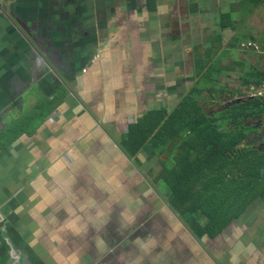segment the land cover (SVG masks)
Wrapping results in <instances>:
<instances>
[{
	"label": "crops",
	"instance_id": "obj_1",
	"mask_svg": "<svg viewBox=\"0 0 264 264\" xmlns=\"http://www.w3.org/2000/svg\"><path fill=\"white\" fill-rule=\"evenodd\" d=\"M151 1L15 0L0 6V133L19 113L18 118L44 120L26 125L19 141H0V264H264V185L247 171L236 182L228 169L222 181L217 171L209 173L219 188L202 185L195 175L181 185L180 193L216 192L205 212L190 202L197 210L191 217L172 195L177 181L171 185L164 171L168 152L177 142L179 160L191 137L184 124L169 117L185 103L192 83L213 71V63L193 69V51L220 29L213 19L211 33L186 40L189 34H178L194 23L188 10L179 0L176 9L143 6ZM198 3V14L207 12L204 2ZM259 45L254 48L263 54L247 61L255 68L238 75L227 66L226 90L230 75H246L247 81L236 82L248 92L256 88L254 81L264 82ZM210 47L217 55L219 46ZM187 64L196 74L185 76L188 90L176 86L170 71L184 72ZM201 87L204 112L218 116L223 110L213 103L215 89ZM31 91L41 102L35 97L28 110L24 104L7 115ZM220 97L229 98L223 91ZM156 111L163 118L140 139L145 118ZM244 117L251 125L253 119ZM172 124L180 126L177 139L163 136ZM220 126L225 133L233 129L231 123ZM160 127L164 130L154 139ZM159 139L160 150L154 141ZM247 145L243 141L240 147L259 149L264 158V142Z\"/></svg>",
	"mask_w": 264,
	"mask_h": 264
},
{
	"label": "rangeland",
	"instance_id": "obj_2",
	"mask_svg": "<svg viewBox=\"0 0 264 264\" xmlns=\"http://www.w3.org/2000/svg\"><path fill=\"white\" fill-rule=\"evenodd\" d=\"M136 1L137 2L135 3V5L137 4L139 5L142 0H136ZM163 1H165L166 3L165 2L160 3L158 2V0H155V1L148 2L144 4L143 6L148 7V8H153V6L155 5V8H157L161 6L164 7V5H167L168 8L167 9L165 8V10L173 9V8L176 9L178 0H163ZM190 1H193V3L190 4L189 3ZM198 1L201 2V0H179V6L188 10L187 15H191L190 19H192L194 23L192 22H190L189 24L187 23L186 24L187 28L184 31H182V29L183 27H185V25L182 26L181 31H179L178 35L182 36L183 34H189L186 36V40H188L189 37H193V41L195 42L197 36H202L204 34L211 33L213 31V29L210 30L209 25L210 24L212 25L213 19H215L214 23L217 24V26L220 28V31H218L219 36L217 37H215L214 35L208 36V38H205L204 40V45L195 46L194 47L195 49L193 51L192 63H193V69H195V67L197 68L200 63H201V66L210 65L212 63H213V66L216 65V70L214 69L215 72L212 71L213 81L208 82V80L205 79V81L203 80L201 81V84L207 87L211 86L215 89L217 93L215 94L216 102H217L218 96L222 93V91L226 89H224V85L222 84L223 76H221V78L220 77L217 78L216 76H220L223 73H225L226 75L227 72L229 71L227 69V66H229L230 68L232 67L234 68L233 73H237L238 75L243 74L245 73L242 71L243 69L247 67L252 68V65L254 68L256 67V63L247 62L250 59V57L254 56L255 54V56L259 59L260 54H263L261 53V49L259 50V47L258 49L254 47L260 46L259 44H261L262 47L264 46V0H247V1H243V0H202L204 2V5L202 6L201 9L203 11L207 10V12H203V14H198V11L200 10V8L198 7V4H199ZM246 4H247V8H246ZM219 9H220V12H219ZM248 15H251V16L249 17ZM225 36H229L227 38V41H228L227 46H229L230 48L234 47L231 50L232 53L230 55H229L230 48L225 47V41H224ZM210 44H215L219 46V49L217 50V55L215 51L213 50V48L210 47ZM189 49L191 48H188V50ZM256 50H259L258 51L259 56ZM254 60L255 59H253V61ZM189 65L190 64H187V69L184 72L180 71L178 67L177 68L174 67L172 70H170L171 73H174L173 76L171 77H175L176 86L178 87L186 86L187 90L189 89L188 87L190 84L189 78L191 77L190 75L192 73L191 71H189L190 69ZM260 66L261 68H264V63H262L261 61H260ZM167 71L168 70H166V72ZM163 74L165 75V70L162 71V75ZM187 74H189L190 77H188V79L186 80L185 76ZM195 76L196 74L194 73L193 77ZM244 76L243 78L242 77L240 78L239 76L234 75L236 80L242 79L244 81H247L248 79L244 78ZM209 84L211 85L209 86ZM172 88L173 86H171V89ZM174 89H176V87ZM38 96L39 95L36 94L35 91L29 92L25 98L24 109L28 110V107L30 105L28 101L32 100L35 97H37L36 98L37 102H41ZM174 98L177 99V97H174ZM200 98L203 100L206 99L205 92H203V94L201 95L197 93L193 97L188 96L186 100V105H185V110L187 111L181 110L179 117L176 119L178 124H181V125L184 124L185 135L187 138H188V135H187L188 126L186 125H188L189 123H192V121L197 117L199 113V109H200L198 106V103H199L198 100ZM192 102H194L195 106H198V107H195L194 109L191 110L189 108ZM171 104H172V101H171ZM195 110H197V112H195ZM14 114L15 112H13L11 115H14ZM20 116L21 114L19 113V115L16 116V118L13 117L9 123V126L3 131L4 133L2 132L3 134L1 135L0 141L3 144L5 143L7 139H12V138L16 140L18 139L19 141V139L24 137L25 135L24 129L26 125H28L29 123L33 124L34 122H37V124L39 125L41 121L43 120L42 115L41 116L39 115L38 119L35 118L34 121H33V117L25 119V115H23L21 118H18ZM250 131L251 129L248 130V133ZM180 134L182 135V131L180 132ZM182 142L183 140L181 138V140L178 143L182 144ZM193 142L195 143L196 140L194 141L192 137L188 144L193 145ZM11 151L16 153L18 149L17 150L11 149ZM155 153L157 154V152ZM168 153H169L168 155L169 165H167L168 168L164 171L167 172L169 180H170V184L173 185L177 181L178 175H180L184 162L182 158L178 160L179 145L177 144V142H176V145L174 144L172 145L171 150ZM186 155H188V150L186 151ZM155 159H156V156H155ZM17 162L20 163L21 161L17 160ZM171 164L172 166L175 165V168H170ZM179 165H180V168H178ZM14 167L16 170H19L17 164L14 165ZM200 179H201L202 185L210 182L209 185L212 187L210 176L200 177ZM188 182L189 180L187 179L183 180L184 185H187ZM256 182L258 183V185H264V174L261 173V170H260V177L257 178ZM256 194H259V192ZM194 197L198 198L195 201L196 205H200L203 208L202 211L205 212L206 205H208V202L212 200L213 195H210L208 193H200V192L198 195V193L196 192L194 194ZM248 207L249 206L247 205L245 210ZM194 213L195 212L190 213L189 216H193ZM217 223H219V225H222V222H217Z\"/></svg>",
	"mask_w": 264,
	"mask_h": 264
},
{
	"label": "trees",
	"instance_id": "obj_3",
	"mask_svg": "<svg viewBox=\"0 0 264 264\" xmlns=\"http://www.w3.org/2000/svg\"><path fill=\"white\" fill-rule=\"evenodd\" d=\"M243 1H247V0H243ZM246 8H247V4H246ZM233 48L234 47H231L230 49L232 50ZM200 66L201 63L199 64L198 67ZM214 69L216 70V65L215 67L213 66V71ZM222 75H225V73H223ZM222 75L216 77L221 78ZM203 79L208 80V82L213 81L211 70H206V72H204ZM192 85L193 86L191 87L190 90L191 93H189L187 96L193 97V95L197 93L201 95V91L203 89L201 87V80L197 81L196 83L193 82ZM210 85L211 84H209V86ZM224 89H226V86H224ZM223 92L227 93L226 91ZM227 95L228 97H230L228 93ZM220 96L221 94L218 96L217 102L216 99L213 101V103H220L219 105L225 106V109L222 112H219L218 116H213V118L207 116L201 104L198 103L200 109L197 117L192 121V123L186 125L188 126V130H187L188 137L191 138L193 137L194 141L196 140V142L195 143L193 142V145L190 144L191 146L189 145L188 155H186L185 152L181 157L184 162L183 168L180 172V175H178L176 184H174V186H172L171 189H172V195H174L176 201H179V205L186 212L187 217H191L189 216V214L195 212L196 206L195 204L190 206V202H195L196 199L194 198L193 190L187 192H183L182 190L181 193L177 191L178 189L181 188V185H184L183 183L184 179L191 180L192 177L195 175L198 176L197 181H199L200 177H207L209 176V173L217 171L218 172L217 180L222 181L224 176L226 177L228 176V174L225 173L227 172L228 169L229 173H231L232 171L234 172L235 182L237 180V177L241 175L243 171H247L249 177L257 180V178L260 177V170L263 168L264 165V158L262 159L258 154L259 149L254 150V148L246 149L240 147L242 142L245 141L248 131V128L246 127V125H244V121H245L244 116L251 117L252 114L248 112V109L247 110L244 109L246 107L243 105V102H240L239 104L235 103L233 106H226L225 102L222 101V98ZM247 102H248L247 106H249V104L260 103V106L263 104V101L260 99H255V100L249 99L247 100ZM185 105H186V100L185 103L183 102L177 108H175V111L169 117V121H171V123L175 122V120L179 117L181 110L187 111L185 110ZM198 106H195L194 102H192L189 109L192 110ZM195 112H197V110H195ZM155 113H157V115L153 117L148 116L145 118L142 125L143 132L138 136L140 139L145 140L147 138V135L152 134V132L156 128V124L159 123L164 116V114H162V111H156ZM198 119H199V123H198ZM210 119L213 121V124L210 122ZM222 121L223 123H221ZM154 123L155 125H152ZM228 123L233 124V129L230 128L228 133H225L226 131H221L220 125L226 127ZM33 125L34 123L33 124L29 123L28 127L31 128L33 127ZM163 127H160L157 130L156 132L157 135L154 133V137H155L154 139H158V136L162 134L164 130ZM179 128L180 126L177 125L174 126L172 124L171 128L169 129L170 132L168 134L164 133L163 136L166 135L171 138L175 137V139H177V133ZM135 129L140 130L139 127L132 128L130 129V134H133L134 133L133 131ZM3 133H0V137ZM154 141L156 143V149L160 150L163 148V142L161 139ZM188 143L189 142H187V144ZM197 148L200 149V152H197L196 150ZM254 152L255 154L257 153L256 156ZM246 158H249V160L244 161V159ZM227 165H229V168H226ZM185 173L188 175L187 177ZM218 181L214 179L211 181L213 187L215 188L220 187ZM251 183H253V180L251 181ZM215 193H212V195Z\"/></svg>",
	"mask_w": 264,
	"mask_h": 264
},
{
	"label": "flooded vegetation",
	"instance_id": "obj_4",
	"mask_svg": "<svg viewBox=\"0 0 264 264\" xmlns=\"http://www.w3.org/2000/svg\"><path fill=\"white\" fill-rule=\"evenodd\" d=\"M251 15H253V14H251ZM233 78H234V80H233ZM227 82L229 83V87H228L229 90L227 91V93L230 95V97L226 101H224L226 106H233L235 104V101L239 100L240 102H243V105L246 107L244 109H246V110L248 109V112H250L251 114L253 113L254 108L264 106V90L263 91L259 90V88L263 89V85H264L263 81H260V82L254 81L256 88H254L251 92H248L250 90L247 88V86H245V84L243 86H241L243 83L238 84L236 82L235 77H233L231 75L227 78ZM233 96H235V97H233ZM251 96H252L253 100H255V99L262 100L263 104L261 106H260V103L259 104H249V106H247V104H248L247 100L251 99ZM222 101H223V99H222ZM217 104H220V103H217ZM14 105L19 106L20 102L19 103L16 102ZM219 109H220L219 111H222L225 109V106L221 105V107ZM12 111H14V109L9 111L7 115H9ZM250 118L253 119L251 125L248 124V126H247V124L244 123V125H246L248 130L251 129L250 133L254 132V128H262L261 126H264V121L259 122V121H257V118H252V117H250ZM247 134H248V131H247Z\"/></svg>",
	"mask_w": 264,
	"mask_h": 264
},
{
	"label": "water",
	"instance_id": "obj_5",
	"mask_svg": "<svg viewBox=\"0 0 264 264\" xmlns=\"http://www.w3.org/2000/svg\"><path fill=\"white\" fill-rule=\"evenodd\" d=\"M251 99H252V96H251ZM239 102H240L239 100L235 101L236 104H238ZM24 104H25V99H21L20 105L19 106L14 105V107L19 108L22 111ZM14 107H12L11 110H13ZM251 117L257 118V121L259 122H263L264 121V106L254 108V111ZM261 127L262 128H254V132H251V133L249 132L250 134L248 133L246 135L245 141H246V144H248L247 146H251L253 143L264 142V126H261ZM261 173L264 174L263 169L261 170Z\"/></svg>",
	"mask_w": 264,
	"mask_h": 264
},
{
	"label": "built area",
	"instance_id": "obj_6",
	"mask_svg": "<svg viewBox=\"0 0 264 264\" xmlns=\"http://www.w3.org/2000/svg\"><path fill=\"white\" fill-rule=\"evenodd\" d=\"M12 2L14 3L15 0H0V6L7 5V4L12 3Z\"/></svg>",
	"mask_w": 264,
	"mask_h": 264
}]
</instances>
